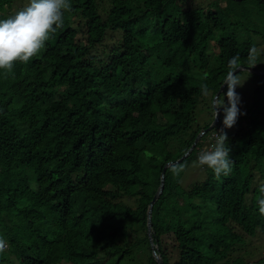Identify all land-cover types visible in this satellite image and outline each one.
I'll list each match as a JSON object with an SVG mask.
<instances>
[{"label": "trees", "instance_id": "trees-1", "mask_svg": "<svg viewBox=\"0 0 264 264\" xmlns=\"http://www.w3.org/2000/svg\"><path fill=\"white\" fill-rule=\"evenodd\" d=\"M22 2L0 0V20ZM70 2L39 56L0 70V264H159L148 209L163 168L215 119L199 85L218 93L229 59L256 45L252 33L264 41L251 32L264 0ZM239 75L248 93L224 129L231 174L217 180L203 166L185 187L184 172L167 168L152 212L164 264H246L232 254L264 232V74ZM223 118L179 163L198 162Z\"/></svg>", "mask_w": 264, "mask_h": 264}, {"label": "clouds", "instance_id": "clouds-1", "mask_svg": "<svg viewBox=\"0 0 264 264\" xmlns=\"http://www.w3.org/2000/svg\"><path fill=\"white\" fill-rule=\"evenodd\" d=\"M72 11L70 0H30L28 5L7 19L0 20V70L5 77L14 74L13 70L17 62L27 64L33 57L39 56L45 48V44L52 35L64 25L66 12ZM259 60V52L256 45L249 51L246 60L242 61L239 54L228 61V71L222 85H227V97L211 94L207 83H201L199 90L204 98L209 100L214 110L215 118L221 112L224 113L223 127L216 136L215 143L210 151H201L198 156V165L210 168L217 180L222 176L228 177L232 172V161L229 157L230 149L226 144L228 139L225 128H232L241 115L239 104L241 98L236 91L237 86L243 84L240 72L247 66L255 67ZM206 79V78H205ZM221 85V86H222ZM224 97V96H223ZM246 114V113H245ZM150 155V154H148ZM196 162H194L195 166ZM186 164L173 163L170 171L173 176L179 177L185 171ZM259 192L264 194V185ZM259 212L264 215V195L257 201ZM8 249L7 242L0 238V255Z\"/></svg>", "mask_w": 264, "mask_h": 264}, {"label": "rangeland", "instance_id": "rangeland-1", "mask_svg": "<svg viewBox=\"0 0 264 264\" xmlns=\"http://www.w3.org/2000/svg\"><path fill=\"white\" fill-rule=\"evenodd\" d=\"M193 2H210L212 0H192ZM30 0H24V2L16 4L14 7V12H18L19 10L23 9L28 5ZM198 4V3H197ZM253 26H251V32L254 30H259L260 32L264 31V14L261 13H256L255 16L253 17ZM252 38L253 41L255 42L258 52H259V59H261L264 62V59L261 58V55L263 56L262 53H264V41H263V34L261 33L260 35H256L255 33H252ZM81 41L85 40V36L83 35V32H81L80 35ZM45 49V48H44ZM44 51V50H43ZM42 51V52H43ZM41 52V53H42ZM211 55V54H210ZM261 61V62H262ZM259 64L256 65V67ZM258 68V67H257ZM243 82L242 85L237 86L236 91L239 94L241 98L240 106H242L244 102V95L248 93V88H247V83H246V76H241L240 77ZM247 89V90H246ZM210 99H208L209 102ZM235 125L230 128L229 130L234 129ZM216 134L214 135V138H216ZM207 143L204 145L203 150L210 151L212 149V145ZM202 167L198 165V162L196 161V164L194 166V162L190 165H188L184 171V175L182 176L181 182L185 187H190L191 184L195 181L202 180L204 176H206L205 172L202 171ZM199 201V200H197ZM200 202V201H199ZM202 205V203H200ZM211 206H214V204L211 202ZM168 240H171L169 238ZM238 248L236 252H234L232 255L235 258L238 254H244V257L246 258L247 263L246 264H257L259 262L260 258L264 257V232L259 231L255 236L251 237L245 234V240L243 243L238 245ZM144 253L142 252V255ZM246 254V255H245ZM63 264H67L66 262H63ZM217 264H226L224 261H218Z\"/></svg>", "mask_w": 264, "mask_h": 264}, {"label": "water", "instance_id": "water-1", "mask_svg": "<svg viewBox=\"0 0 264 264\" xmlns=\"http://www.w3.org/2000/svg\"><path fill=\"white\" fill-rule=\"evenodd\" d=\"M243 70H250V71H255V72L259 73V74H264V70L259 69V68H255V67H252V68L245 67ZM226 86L227 85H222L217 94L220 95V93L225 89ZM220 116H221V112H220L219 116L214 119L213 123L208 128H206L203 132H201L197 136V138L195 139V141H194L193 145L191 146V148L182 157H180L179 159H177L175 161L168 162L164 166V168H163V171H162V174H161V183H160V186H159V188H158V190H157L154 198L152 199V201L150 203V206H149V209H148V234H149V238H150V242H151V247H152V250H153V254L157 258L159 264H164V262H163V258L157 252V246H156V244L154 242V238H153V232H152V212H153V205L155 204V202L158 200V198L160 197L161 193L163 192L164 185H165V174H166L167 168L170 165H172L173 163H179L185 157H187L193 151V149L195 148V146L197 145V143L200 141L202 135L205 134L206 132L212 130L217 125V123L220 120Z\"/></svg>", "mask_w": 264, "mask_h": 264}]
</instances>
